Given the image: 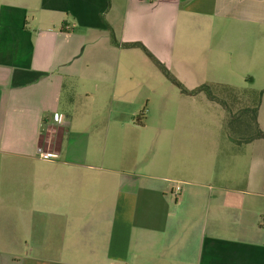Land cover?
I'll use <instances>...</instances> for the list:
<instances>
[{
    "label": "crops",
    "instance_id": "1",
    "mask_svg": "<svg viewBox=\"0 0 264 264\" xmlns=\"http://www.w3.org/2000/svg\"><path fill=\"white\" fill-rule=\"evenodd\" d=\"M184 29L214 73L264 82V0H0V264H264V136L236 143L207 96L203 144L183 106L143 139L151 109L117 102L120 44L187 62Z\"/></svg>",
    "mask_w": 264,
    "mask_h": 264
},
{
    "label": "rangeland",
    "instance_id": "2",
    "mask_svg": "<svg viewBox=\"0 0 264 264\" xmlns=\"http://www.w3.org/2000/svg\"><path fill=\"white\" fill-rule=\"evenodd\" d=\"M203 26H210L211 21L203 23ZM187 31L185 37L189 38L197 51H194L192 57L186 59L187 62L181 61L174 57L167 62L162 58L169 55L167 48H157L156 52L147 48L157 59H159L174 74L181 86L171 81L154 62L150 55L138 46H122L117 53L116 64L111 66V77L118 78V94L116 99L120 105L129 107H148L152 113L147 123V127L142 131L143 139H156L159 136L158 124L161 116L166 115L160 112V107L175 108L177 106L192 107L193 112L197 111L199 128L193 134L201 144L210 136L214 121L218 122L219 117L223 114V109L216 102L211 101L203 89L202 85H211V91L215 94L225 95L221 87L216 86L215 82H224L235 88L242 89L245 87L257 88L264 86V82L250 81L247 76L229 75L223 76L214 73L218 67L213 63V47L207 44V33H193ZM160 55V56H159ZM160 57V58H159ZM104 67V71H105ZM177 72H176V70ZM178 74V75H177ZM214 82V83H213ZM62 107L69 104L66 98H63ZM82 97L77 98L76 106L82 104ZM101 104H109L108 99L103 98ZM139 112V111H138ZM137 112V113H138ZM174 115V114H172ZM193 115H195L193 113Z\"/></svg>",
    "mask_w": 264,
    "mask_h": 264
},
{
    "label": "trees",
    "instance_id": "3",
    "mask_svg": "<svg viewBox=\"0 0 264 264\" xmlns=\"http://www.w3.org/2000/svg\"><path fill=\"white\" fill-rule=\"evenodd\" d=\"M113 43L116 40L113 37L111 29L108 27ZM122 46H138L145 50L154 62L160 67L161 71L174 83L181 86V83L177 80L174 74L160 62L150 51L141 43L137 41L121 43ZM221 87V90L225 92V95L215 94L211 91V86L202 85L199 89H203L207 96L216 100L226 109L228 121H226V131L228 135L236 143H245L252 140L254 137L264 136V132L258 129L255 116L257 107L260 100L261 91H252L245 88L238 89L229 84H216ZM243 116L244 121L240 125L233 121V117ZM142 114H138L137 120H140Z\"/></svg>",
    "mask_w": 264,
    "mask_h": 264
},
{
    "label": "built area",
    "instance_id": "4",
    "mask_svg": "<svg viewBox=\"0 0 264 264\" xmlns=\"http://www.w3.org/2000/svg\"><path fill=\"white\" fill-rule=\"evenodd\" d=\"M58 117H59L58 114L54 113L53 118L56 120V119H58ZM37 153H38L39 157L42 159L52 158L51 153L43 151L40 147L37 148ZM180 188H181L180 183L176 182V184L174 185V192H173L174 195L178 194V192L180 191Z\"/></svg>",
    "mask_w": 264,
    "mask_h": 264
}]
</instances>
